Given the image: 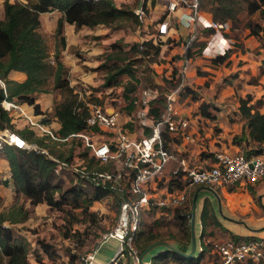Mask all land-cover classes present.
Returning a JSON list of instances; mask_svg holds the SVG:
<instances>
[{
  "label": "trees",
  "instance_id": "obj_1",
  "mask_svg": "<svg viewBox=\"0 0 264 264\" xmlns=\"http://www.w3.org/2000/svg\"><path fill=\"white\" fill-rule=\"evenodd\" d=\"M2 9L3 15L0 17V77L4 80L6 95L8 97L16 96L19 101L32 104L37 95L41 92H48L44 85L47 82V78L52 76V87L56 90L58 97L53 98L51 109L47 112V116L54 118L59 123V127L54 131L60 135H67L83 128L84 118L88 111L83 102L77 100V92L69 84L68 68L62 62L61 51L66 45L63 30L64 22L73 24L75 28H80L81 26L92 27L97 24L112 28L123 20L131 19V21L138 22V16L135 14L134 9L125 4L116 6L112 0H2ZM53 9H58L62 15L58 17L54 29L55 44L52 62L44 37L38 29L40 27L39 13ZM198 9L203 14H208L213 21L229 23L230 33L225 32V35L234 39V48L240 47L243 43L240 38L243 29H248L253 36L258 37L261 47H264V0H198ZM254 15H258V19H253V17H256ZM208 31L212 32L213 28H208ZM141 43L136 42L130 45L128 49L140 51L138 48H140ZM193 43L194 41H192ZM109 47V52L105 53L102 62L96 66L97 68H107L103 86H110L112 83H116L119 74H133L131 63L119 65L116 62L120 51L119 47L123 49L121 44L114 42ZM234 48L232 47L223 54L212 57L210 59L211 62L214 65L223 62L228 63V56ZM188 55H190L189 50ZM180 69L181 66L176 68L177 74L175 78H180ZM10 70L24 72L26 76L24 81L17 83L8 79L7 74ZM262 73H264L263 68L258 70L249 81L256 83ZM172 79L173 76L166 77L163 78V81L176 87L177 84L172 82ZM158 85L155 84L153 87L157 90ZM186 90H184L185 94L189 92V89L187 92ZM4 95L0 86V129L8 128L16 131L27 140L35 141L40 146H45L57 157L66 159L60 154L53 153L50 145L47 144L49 138L46 135H40L28 123L16 128L12 117L1 105ZM191 96L193 97V95ZM261 104V99L252 101V97L249 94L239 98L238 110L241 117L245 120L247 136L252 145L249 147L248 152L264 151V110H260ZM164 106V94L162 99L157 96L152 98L149 101L147 116H151V120H155L161 110L164 109ZM126 107L129 111L128 114L134 117L130 122L133 121L140 124L136 115L137 106L133 110L135 105L129 102ZM34 110L36 112L39 110L36 104H34ZM199 111L201 116L210 120L216 117L215 111H211L210 105L205 102L199 105ZM143 126V132L145 134L149 133V125L144 124ZM233 140L240 142L242 134L233 136ZM180 141V136L166 135L164 143L168 148L174 150L172 144ZM83 150L87 154V151ZM0 154L8 162L14 190L21 192L32 206L38 203H45L48 207H60L63 204H68L72 208L81 206L86 209L93 201L109 196L110 190L108 188L92 187L90 185L80 186L72 182L73 178L69 174L67 175L69 176L70 184L62 187L63 182L61 178H58L56 163L39 151L2 145ZM80 155L84 156L81 152ZM91 161L93 159L91 157L88 158V166L92 165ZM94 166L98 169L104 167L97 163H94ZM114 197L119 205L121 197ZM173 211L175 217L184 218L188 221L190 214L188 205L176 207ZM28 212L29 210H23L22 206H17L14 210L12 208L6 212H0V258L3 264H27L29 254H32L33 249L30 246V242L23 236L16 234L12 227V224L24 221L28 216ZM142 217L143 215L140 223ZM200 219L202 224L201 235L207 219L205 206L201 212ZM136 234L138 235H135L133 241L134 245H137L139 252L153 243L150 242L151 240L144 230H137ZM232 238L240 239L235 236H232ZM210 242L202 240L201 249L194 250L195 252L193 251L191 254H188L189 250H186L185 247L181 248L179 246L174 247L183 253L169 248L155 249L151 252L152 254L150 253L148 264L151 262L154 264L156 257H161L162 260L164 259L163 261L171 259L175 264H182L183 261L199 264L203 255L209 254ZM45 245L48 244L41 245L44 252L48 250L45 249ZM48 247L51 248L49 245ZM52 256L53 254L51 253L47 255L49 259H53ZM34 257L36 262L42 260L37 254H34ZM262 263L264 262L262 261L259 264ZM125 264H130L129 260L126 259Z\"/></svg>",
  "mask_w": 264,
  "mask_h": 264
},
{
  "label": "built area",
  "instance_id": "obj_2",
  "mask_svg": "<svg viewBox=\"0 0 264 264\" xmlns=\"http://www.w3.org/2000/svg\"><path fill=\"white\" fill-rule=\"evenodd\" d=\"M185 8L181 15L185 25L199 24L201 27H211L206 45L201 51L223 54L228 48V40L224 36L226 22H216L204 17L198 9V0H166L165 10L173 11ZM135 14L142 18L141 4L134 8ZM167 24L161 21L157 33L165 32ZM193 35L183 41V56L181 74L184 73L189 60L188 50L193 41ZM0 86L6 95L5 83L0 77ZM179 86L164 94V109L155 120L148 114L149 101L157 96L155 88H142L134 93L129 102L137 106L139 118V134L121 126L120 112L110 104H100L85 101L88 111L84 118V127L67 135L56 133L51 127L28 118V124L41 135H46L49 142L69 143L78 139L82 149L87 151V158L73 149L71 159H61L52 154L45 146L8 128L0 130V146L11 145L19 149L35 150L44 153L56 163V171L72 176L73 183L80 186L108 188L109 196L121 197L113 226L102 234L101 240L113 237L118 245L108 264H119L122 258L130 264H148L140 257L138 248L134 245V235L137 232L141 216L144 214H160L166 210L181 207L188 201V190L194 185L230 186L251 185L264 180V152H248L245 146L234 150L215 151L211 158L198 161L186 155L185 150L168 148L165 136H180L181 142L192 141L189 131L190 121L176 107ZM109 93L112 86H108ZM76 91V90H75ZM80 94V91H76ZM1 105L8 110L15 106L13 102L5 101ZM131 121V115L127 114ZM144 124L150 127L145 134ZM75 143V142H74ZM75 145L74 147H79ZM94 163L103 165L98 169L92 164L88 166V158ZM190 220V216H188ZM207 242V241H206ZM201 246L198 247V250ZM94 249L83 257L84 264L93 261ZM211 264H242L249 260L257 264L264 260V237L257 239L227 238L210 242Z\"/></svg>",
  "mask_w": 264,
  "mask_h": 264
},
{
  "label": "rangeland",
  "instance_id": "obj_3",
  "mask_svg": "<svg viewBox=\"0 0 264 264\" xmlns=\"http://www.w3.org/2000/svg\"><path fill=\"white\" fill-rule=\"evenodd\" d=\"M128 5L130 7L132 6V8H136L137 0H132ZM145 13L146 12L143 9L142 18L138 17V22L131 21V19L123 20L112 27L113 30H117L113 39H116L118 43H121L124 46L123 49L119 47L120 51L116 58V62L119 65L131 63L133 74H119L117 76V82L110 85L112 86V90L107 93L108 86H103L107 68H97V64L94 63L95 59H93L89 66L86 65L84 67V72L86 74L84 80L86 82L84 83L82 81L73 85L76 87V91H80V94L77 93L78 101L83 102V104H85V101L97 102L103 105L110 104L118 108L120 112L118 120L121 126L133 130L138 134L140 132L139 123L133 121L130 122L127 120L128 118H126V115L129 113L126 106L129 103L130 98L138 90L137 88H155L153 85L159 84L157 87V97H160L161 99L163 98V94L174 88L163 81V78H166L164 77L165 73L163 68L156 73L153 67H151L155 63L157 65L160 63L161 65V63H164L166 60L163 57L158 56L159 45L162 42L155 39L154 43H151L146 38L150 30L153 31L152 26L149 24L148 27H146V30L139 27V25L144 22ZM160 14L161 13L159 12V16ZM254 16L256 17H253V19H258V15ZM42 22L43 24L41 25L40 30L42 31V36L47 44V50H50L52 47L54 29L49 17L43 16ZM246 30L248 29H243L240 38L242 39V36L245 34L244 37L247 39L239 48L245 49L247 52L249 51V54L247 55L248 58L253 60L255 57L254 59L257 62L254 63L251 60V64H255L252 68V72L256 73L262 67L264 69V47H261L260 39L258 37L253 36L249 31H247L246 34ZM227 32L230 33L229 28ZM139 36L142 38L138 41L137 39ZM91 38L93 37H87L84 44L89 43ZM93 39H98V37H94ZM136 42H142L140 48H138L140 51L128 49L130 45ZM257 43L259 44L255 47V44ZM251 47L255 48L250 50ZM241 58L242 57L235 58L234 63L242 65L243 62H246V59ZM52 59L53 57H50V60L53 62ZM259 61H261V64L257 67L256 63ZM169 63V65H172L170 61ZM94 64L96 65L94 66ZM190 64L191 67L189 68L191 71H188L187 74H181L180 78L173 77L172 82L177 84L176 87H180L176 107L179 111H182L185 114H187L186 112L188 111L190 114L189 116L191 117L188 115L186 116L190 121L189 131L192 129L197 130L198 134L193 136L195 140L197 138V142L201 144L202 149H209L210 143L213 142L215 145L217 144L218 148H220L219 150H224L222 147H229V142L236 144L237 141L233 140V136H239L242 134V140L237 146L242 145L245 146V148L251 147V141L248 142L245 137L247 134L245 120L241 117L238 110L239 98L245 97L249 94L251 97L253 96L252 101H254L255 97L261 99L262 104L260 110L263 111L264 74L260 78V82H250L251 84L246 83V85L243 82L245 80H250L253 75L248 71L244 72V67L233 69L229 66L224 69H208L207 64H209V58L200 57L197 50L192 52V60L190 63L187 62L186 66H189ZM234 71H237L239 76L237 75V77H234L231 75ZM156 76L163 82L157 83L155 81ZM240 79L241 81H239ZM44 86L48 91L44 93H49L53 98L58 97L56 90L52 87V76L47 78V82ZM126 88H128V90H126ZM185 88L187 90L189 89V92L186 94L184 91L186 90ZM49 94H44V96L50 97ZM191 95H193V97ZM202 100L211 102L212 105L210 110L217 112L215 120L205 121L198 117L200 111L197 107L198 103L196 102ZM135 108L136 106L133 110H135ZM131 119H134L132 115ZM221 141L223 142V145H221ZM47 144L50 145V149L53 153L60 154L66 159H71V154L74 151L73 149L81 152V154L87 158V154L84 153L78 139H74L69 143L56 144L55 142H48ZM75 145L80 146L77 148L74 147ZM203 146L205 148H203ZM91 163L94 164L93 161H91ZM57 173L59 176L58 178L62 179V187L70 184L67 173L58 172V170ZM26 200L27 198L23 194H16L14 195V202L12 204L7 203L3 205V200L0 198V212H6L12 208L14 210L17 206H22L23 210H29L28 216L24 221L12 224L15 233L27 239L33 249L32 254H29L27 264H84L82 257L96 247L102 238V234L113 226L118 211L117 200L114 196H104L99 200L93 201L86 207V209H83L81 206L72 208L68 204H63L60 207H48L47 205H44L45 209L36 207L34 211L32 205L28 203L27 206L24 207V204L27 202ZM188 221L184 218L179 219L178 217H175L173 209H170L157 215L144 214L138 230H144L151 240L150 242L163 241L173 246H179L181 248L185 247V249L190 252L191 236L189 235L190 223ZM194 221L196 222V217ZM208 229V225L203 227L202 234L205 238L209 236L211 241L221 239L219 238L221 236L218 234L209 233ZM136 233L135 235H138ZM202 234L200 235L199 233L200 238ZM42 244H48L51 246V248H47L48 245H45V249H48L49 252H47L48 250L44 252L41 248ZM160 246V244H155L146 253L150 254L154 249H157ZM50 253L53 254V259L47 257ZM34 254H37L42 260L36 262ZM163 260L161 257H156L154 264H175L171 259H167L166 261ZM125 263V258H122L119 262V264ZM0 264H3L1 258ZM150 264H152V262ZM182 264L192 263L183 261ZM199 264H211L210 255L207 253L206 255H203Z\"/></svg>",
  "mask_w": 264,
  "mask_h": 264
},
{
  "label": "crops",
  "instance_id": "obj_4",
  "mask_svg": "<svg viewBox=\"0 0 264 264\" xmlns=\"http://www.w3.org/2000/svg\"><path fill=\"white\" fill-rule=\"evenodd\" d=\"M112 2L116 6H120L124 4L128 5V3L132 2V0H112ZM165 2L166 0H137V6L141 4L142 9H144L146 12L144 17V22L141 23L139 27L141 29L146 30V27H148V25L150 24L152 26L153 31L150 30L146 38L151 43H154L155 39L159 42H162L161 44L159 43L160 47L158 51L159 52L158 56L163 57L166 61L164 63H161V65L160 63L159 65L155 63L151 66L153 67L156 73H158L163 68L164 69L163 71L165 73L164 77L169 78L171 76L173 77L176 76L177 74L176 68L182 65L183 41L187 36L193 35L194 43L191 45L189 50L190 51V57L188 60L189 63L192 60V52L194 50H197L198 53L200 54V57L209 58V64H207L208 69H212V70L215 68L224 69V68H228L229 66L233 69L244 67L245 68L244 72L248 71L251 73V75L253 76L255 75V72H252L253 71L252 68L255 66V64H251L252 59L247 57L249 51L247 52L245 51V49H240L239 47L234 48L233 45L234 39L225 35V32H227L229 28L228 22H227V27L224 30V36L228 40L229 46L227 50H229L232 47L234 48V50L228 56L227 59L228 63L223 62L221 64L214 65L210 59L218 55V53H207L206 52L207 49H205L204 52L201 51L202 48L206 45L207 39L211 33L208 31L209 27H201L197 23H194L193 25H185L182 21L183 19L181 15L185 13L187 10L185 8H177L173 11L167 12L165 10ZM159 12L161 13L160 16H159ZM2 15H3L2 0H0V17H2ZM61 15L62 13L58 9H53L50 11L39 13L40 27L43 24L42 22L43 16H47L49 17L53 29H55L57 19ZM204 17L209 18V15L204 13ZM161 21H164L167 24V27L165 32L159 35L156 29ZM40 27L38 30L42 34ZM63 30H64L66 45L65 48L62 49L61 51L62 62L68 68L69 84L74 88V90H76L75 89L76 87L73 85L82 81L84 83L86 82L84 80L86 78L84 67L86 65L89 66L91 61H93V59H95L94 63L98 65V63H100L103 60V56L105 55V53L109 52L110 44L117 42L116 39H113L114 34L117 33L116 32L117 30H113L112 28L104 26L102 24H97L92 27L81 26L80 28H75L73 24L67 22H64ZM247 31L248 30H246V34ZM89 36L93 38L98 37V39L91 38V40H89L90 41L89 43L84 44V41ZM244 36H242L241 39L243 44L247 39ZM141 38L142 37L139 36L137 40L139 41V39ZM54 44H55V37L53 35L52 47L50 50L48 49L49 57L51 58L53 57L52 54L54 52ZM258 44L259 43L255 44V47ZM121 46L124 47L123 44H121ZM254 48L251 47L250 50H253ZM240 57H242L241 59H246V62H243L242 65H237L236 63H234V59ZM254 58L252 61L255 63L257 61ZM169 61L171 62L172 65H169L170 64ZM96 64H94V66ZM260 64L261 61L256 63L257 67L260 66ZM189 67H191V64L189 66L188 65L186 66L184 73L187 74L188 71L189 72L191 71ZM263 74L264 73L261 74V76L257 79V81L260 82V78L262 77ZM231 75L237 77V75L239 76V73L237 71H234L231 73ZM25 77H26L25 73L20 70H10L7 74L8 79L17 83L23 82ZM155 78H156L155 81L157 83L162 82L157 78V76ZM239 81H241V79ZM243 83L251 84L249 80L248 81L245 80ZM44 94H49V93L41 92L39 95H37V97L34 99V103L32 104H28L27 102H21L18 100L16 96L8 97L7 95H5V101L7 100L13 102L15 105L10 107L6 111L12 117V121L14 122L16 127L19 128L22 127L23 125L27 124L28 118H31V120H39L40 123L48 127H51L53 130H57V128L59 127V123L54 118H50L47 116V112H49L51 109L53 97H51L50 94H49L50 97L44 96ZM255 99H257V97H255L254 100ZM204 102L209 104L211 107L212 104L210 101L202 100L200 102H196L198 103L197 104L198 109H199V105ZM34 104H36L39 108L37 112L34 110ZM180 112L183 115H188V116L190 115L188 111L186 112L187 114L183 113L182 111ZM215 115L217 116V112H215ZM198 117L204 119L205 121L206 120L211 121L210 119L201 116V114H198ZM190 131L192 132V136L198 134L196 129H192ZM245 137L249 142V137L247 136V134ZM238 143L239 142H236V144H234L229 142L230 144L229 147L227 148L222 147V149L234 150L235 148L240 146V145L237 146ZM221 145H223L222 141H221ZM172 146L173 148L179 150H185L186 155H188L190 158H193L201 162L204 161L205 159L211 158V155L215 151H218L220 149L218 148L217 144L215 145L213 142L210 143L209 149L207 148L208 150L202 149L201 144H199L197 142V138L195 140L194 137H192V141H188V142L180 141L172 144ZM203 148L205 147L203 146ZM248 149L250 148L248 147ZM0 151H1V146H0ZM4 181H6V183H4ZM13 186L14 185L11 178L8 162L0 154V198L3 200V205L7 203L12 204L14 202V195L22 194L21 192L15 191ZM193 196H195L194 206L192 205ZM26 201L27 202L24 204V207L27 206L28 199ZM44 205L46 204L38 203L37 205L32 206V209L34 211L36 207H40V209H45ZM186 205H188V209L190 210L189 216H191V213L193 212V218L195 219L196 217V222L193 221V232L195 236L194 250H198V247L200 246L202 240L211 241L209 236L206 238L205 236H203L202 238L199 237V233L202 228L200 217L204 206L207 209V222H205L203 227H205V225H208L209 233L218 234L219 236H221L219 237L221 239H227L232 236H235L236 238H240V239H257L264 237V180H260L254 184L247 186L240 184L230 185V186L219 185L214 187L194 185L188 190V201L186 202ZM156 242H153L152 244ZM116 245H117V241L113 237H108L104 240H100L99 243L94 248V253H93L94 259L91 264H108V262L111 260V258L114 255V252L116 250ZM163 248L165 247L161 245L160 247L157 248V250ZM144 254H143L144 256L142 257L143 261H149V255H151L152 253L151 254L144 253ZM242 264H257V263L252 261L246 263L245 261Z\"/></svg>",
  "mask_w": 264,
  "mask_h": 264
},
{
  "label": "water",
  "instance_id": "obj_5",
  "mask_svg": "<svg viewBox=\"0 0 264 264\" xmlns=\"http://www.w3.org/2000/svg\"><path fill=\"white\" fill-rule=\"evenodd\" d=\"M194 198L195 196L192 197V205L194 206ZM193 212L191 213V216H190V236H191V250L188 254H191L193 251H194V245H195V236H194V232H193ZM155 244H161L163 245L165 248H169L171 250H174V251H177L179 253H183L182 251L178 250L177 248H175L173 245L171 244H168L166 242H161V241H158L154 244H151V245H148L147 247H145L141 252H140V257L143 256L144 253H146L153 245Z\"/></svg>",
  "mask_w": 264,
  "mask_h": 264
}]
</instances>
